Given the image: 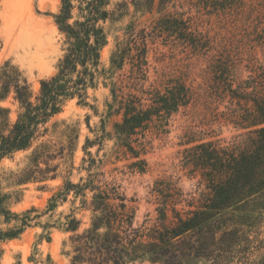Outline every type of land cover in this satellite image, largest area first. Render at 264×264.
I'll return each instance as SVG.
<instances>
[{"label":"trees","instance_id":"obj_1","mask_svg":"<svg viewBox=\"0 0 264 264\" xmlns=\"http://www.w3.org/2000/svg\"><path fill=\"white\" fill-rule=\"evenodd\" d=\"M259 1L263 5L259 22L239 41L210 37L201 29L199 17L190 13L212 10L218 16L237 17L248 0H181L177 6L181 12L174 13L168 12L174 0H129L113 7L111 0H60L57 13L51 14L61 35L62 54L55 72L40 79L33 90L16 66L5 62L0 67V162L29 152L25 166L10 173L9 186L54 180L63 165L67 175L43 211L31 207L13 212L20 192H5L0 183V260L2 244L40 226L47 236L51 228L69 234L64 242L69 247L64 252L68 264H184L185 258L208 264H264V62L255 51H264V0ZM129 4L136 12L163 14L156 22L158 33L176 36L191 55L206 61L201 84L193 86L179 78L164 93L150 90L152 86L144 90L146 46H137L133 37L117 42L108 65L103 63L107 25L125 16ZM126 61L131 65L130 84L121 86L115 76ZM100 85L109 88L112 102L106 104L95 138L85 139L86 158L75 168L79 130L55 119L71 101L92 108L90 91ZM8 99L16 108L14 119L11 108L2 105ZM189 106L203 107L214 122L238 134L229 142L189 137L186 144L193 145L182 151L180 162L188 177L198 178L203 187L198 199L186 200L177 186L159 182L160 224L136 228L134 209L120 187L105 180V161L93 157L89 149L96 147L98 154L111 140V155L133 159L129 167L144 173L148 165L143 157L151 144L148 134L166 135L172 116ZM112 116L121 118L107 132ZM74 170L85 172L76 183L70 180ZM65 202L70 203L69 213L50 222ZM182 203L185 206L178 208ZM81 212L88 216L83 229L76 217ZM46 215L48 222H38Z\"/></svg>","mask_w":264,"mask_h":264},{"label":"rangeland","instance_id":"obj_2","mask_svg":"<svg viewBox=\"0 0 264 264\" xmlns=\"http://www.w3.org/2000/svg\"><path fill=\"white\" fill-rule=\"evenodd\" d=\"M122 1L129 2V0H111V6ZM180 3L181 0H174V3L168 5V12H181V9L177 7ZM173 4L176 5V9L172 8ZM59 6L60 0H0V67L5 62L16 66L33 90L38 88L40 79L49 77L55 72L62 54L61 35L51 17V14L57 13ZM195 11L192 9L190 15L199 17L201 29L204 32L208 31L210 37H215L217 40L228 38L240 41L245 36H250L251 29L258 24L257 15L263 12V5L259 0H248L244 5V12L237 14V17L235 15L218 16L212 10L197 11L198 14ZM162 15L156 10L151 14L136 12L129 4L125 16L107 25L108 44L102 52L103 63L108 65L109 57L117 42L133 37L137 46L142 47L143 44L146 46L148 77L143 83L144 90L152 86L150 90L157 89L164 93L166 88L172 85L171 82L179 78L192 82L193 86L201 84L203 71L207 66L206 61L191 55L190 49L181 45L176 36L158 33L156 22ZM255 51L259 60L264 62V51L261 52L259 49ZM130 70L131 65L126 61L123 69L117 72L115 78L121 81V86H129ZM126 91L127 89L124 90ZM142 97L149 98L146 95ZM111 102L109 88L100 85L97 90L90 91L88 103L93 109L71 101L56 117L55 121L65 122L79 130L78 146L73 160L75 168L80 166L81 159L85 157L82 151L85 139L95 138V134L100 129L101 119L106 116V104ZM2 105L11 108V118L14 119L16 108L11 104V99L3 102ZM120 118V116H112L106 131L111 132L113 123L120 121ZM169 125L166 135L148 134L151 144L143 157L148 165L144 173L129 167L133 159L125 160L126 157L117 159L112 156L113 141L111 140L104 142L103 150L98 154H96V147L89 149L93 157L105 161L102 167L105 180L116 183L126 197L128 206L134 209V227L136 228H152L160 224L157 219L160 195L156 191L159 182L174 184L181 189L183 198L186 200L198 199V194L203 187L198 184V178L188 177L180 162L182 151L193 145L186 144L189 137L196 140L229 142L238 134L231 127L214 122L209 112L201 106L180 109L172 116ZM28 154L29 152H19L12 158H5L0 162L2 188L5 192L14 190L20 192L19 202L14 203L11 208L16 213L31 207L43 211L50 197L62 184L63 177L67 175L63 165L59 168L60 177L54 180L39 184L9 186L7 180L10 173H17L25 166ZM84 176L85 172L78 173L74 170L70 180L76 183L80 177ZM184 206L185 203H182L177 207ZM69 210V202L60 204L50 222L58 220L60 214L62 216L68 214ZM76 217L82 220L83 229L88 222L87 214L76 213ZM48 220L49 216L46 215L38 222L45 223ZM48 233L49 236L40 226H34L28 228L19 239L2 244L3 255L0 264H68L64 252L69 247L64 246V242L69 234L57 228H51ZM47 237L50 240H47ZM183 262L184 264H208L197 258H185ZM138 264L151 263L143 261Z\"/></svg>","mask_w":264,"mask_h":264}]
</instances>
